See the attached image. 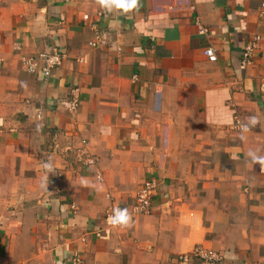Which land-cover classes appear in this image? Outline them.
<instances>
[{
	"label": "crops",
	"instance_id": "crops-1",
	"mask_svg": "<svg viewBox=\"0 0 264 264\" xmlns=\"http://www.w3.org/2000/svg\"><path fill=\"white\" fill-rule=\"evenodd\" d=\"M263 4L0 0V264H176L195 246L260 262L264 163L248 153L264 157ZM52 50L65 59L49 78L25 71ZM146 181L151 209L135 214Z\"/></svg>",
	"mask_w": 264,
	"mask_h": 264
},
{
	"label": "built area",
	"instance_id": "built-area-1",
	"mask_svg": "<svg viewBox=\"0 0 264 264\" xmlns=\"http://www.w3.org/2000/svg\"><path fill=\"white\" fill-rule=\"evenodd\" d=\"M264 6V4H263ZM259 37H254L253 40L248 43L240 56L241 66L245 67L251 63L252 53L255 49L259 48ZM96 43H91L90 46H95ZM208 60L215 61L216 55L212 49H207L205 52ZM65 59V54L52 50L49 52L38 53L36 56L25 57L22 59V65L26 72L29 74H38L42 78H49L52 71L62 64ZM62 107L65 111L73 114L78 109V97L76 90H72V99L65 101ZM236 129L242 130L243 127L236 121L234 124ZM91 163V161H90ZM156 187L153 181L144 182L135 194V205L133 212L135 214H148L151 209L152 193ZM194 261H201L203 263L216 264L221 261V256L218 252L206 249L201 246H195L191 250L183 252L177 255L176 264H193ZM72 264H82L79 256H73L71 259ZM256 264H264V258Z\"/></svg>",
	"mask_w": 264,
	"mask_h": 264
},
{
	"label": "clouds",
	"instance_id": "clouds-1",
	"mask_svg": "<svg viewBox=\"0 0 264 264\" xmlns=\"http://www.w3.org/2000/svg\"><path fill=\"white\" fill-rule=\"evenodd\" d=\"M99 6L107 12H112L113 10H119L121 12L127 13L132 11L136 5L137 0H98ZM257 121L253 117L250 119L251 124H255ZM247 128V125H246ZM250 159L254 163H264V157L256 155L254 152L248 153ZM127 210L117 209L114 215L110 218V222L113 226L125 225L128 222Z\"/></svg>",
	"mask_w": 264,
	"mask_h": 264
}]
</instances>
